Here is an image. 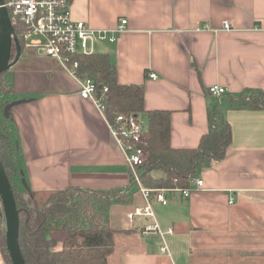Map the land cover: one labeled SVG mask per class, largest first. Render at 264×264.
<instances>
[{
    "label": "crops",
    "instance_id": "1",
    "mask_svg": "<svg viewBox=\"0 0 264 264\" xmlns=\"http://www.w3.org/2000/svg\"><path fill=\"white\" fill-rule=\"evenodd\" d=\"M69 7L74 19L95 28L126 18L125 30L113 41L97 40L92 52L108 54L118 82L142 85L145 109L170 113L172 146L196 147L215 109L229 124L230 142L221 159L186 181L201 178L203 188L187 197L166 191V204L151 200L160 227L172 229L162 251L157 233L141 231L151 218L127 222L143 198L104 106L82 98L56 59L25 47L3 76L13 83V99H22L10 107L21 186L122 192L125 199L106 213L121 230L108 264H264V106L233 99L249 91L264 98V0H70ZM36 56L34 69L27 61ZM211 84L226 89L220 107ZM135 114L146 129L147 117Z\"/></svg>",
    "mask_w": 264,
    "mask_h": 264
},
{
    "label": "trees",
    "instance_id": "2",
    "mask_svg": "<svg viewBox=\"0 0 264 264\" xmlns=\"http://www.w3.org/2000/svg\"><path fill=\"white\" fill-rule=\"evenodd\" d=\"M13 31L20 43L21 56L25 47L14 25ZM15 52L12 45L11 57ZM69 59L77 61L75 72L80 78L93 79L94 93L101 98L104 115L109 122L113 123L120 114L139 113L147 117L143 134L147 155L140 166V180L146 187L185 185L188 178L195 177L203 167L225 155L231 132L220 110L215 109L209 116V129L201 135L196 147H174L169 140L170 113L162 109H145L142 85L118 82L115 66L107 53H78ZM5 72L0 73V162L9 179L18 211V243L25 264H108L114 235L121 231L113 227L106 217L111 204L109 194L113 192L115 195V190L101 196L102 191L70 187L32 190L21 186L16 166L18 146L11 135L12 104L7 115L3 114L4 107L16 99H13V83L3 77ZM244 96L238 95L240 99L234 103L252 108L259 103L264 106L260 93L251 91L250 101H245ZM213 115L216 118L214 122ZM155 172L160 175H155ZM0 253L4 259L2 264H11L4 229H0Z\"/></svg>",
    "mask_w": 264,
    "mask_h": 264
},
{
    "label": "built area",
    "instance_id": "3",
    "mask_svg": "<svg viewBox=\"0 0 264 264\" xmlns=\"http://www.w3.org/2000/svg\"><path fill=\"white\" fill-rule=\"evenodd\" d=\"M70 0H3V5L8 11L10 22L17 28L18 35L26 48H33L37 52L56 59L61 67L78 84V93L82 98L90 99L99 110H103L101 99L95 93L94 81L90 77L80 78L76 72L77 61L70 60L73 54H88L92 52V46L97 40L106 39L113 41L124 30L127 23L126 18H120L113 28H95L87 25L84 20L74 19L69 7ZM223 27L229 29V23L223 22ZM15 34V33H14ZM16 36V35H15ZM17 37V36H16ZM18 39V38H17ZM155 78L154 72L148 73ZM106 90V88H104ZM208 92L216 98L217 106H221L226 94L224 86L211 84ZM251 91L245 94L243 99L250 101ZM234 97L233 99H237ZM258 106H261L259 103ZM216 120L212 116V121ZM109 132L115 142L122 148L125 162L128 165L132 181L137 185L143 198V202L134 206L126 213L127 222L130 225L137 224L144 217L152 221L141 225L142 232H155L162 239L160 249L167 251L164 234L170 233L171 228L162 229L156 221L151 200L167 203L165 192H178L183 197L189 196L194 189L203 188L204 182L201 178L193 179L186 185L158 188L146 187L140 180L139 167L144 163L146 150L143 145L145 123L136 114L117 115L113 123L108 122ZM232 202V198H229Z\"/></svg>",
    "mask_w": 264,
    "mask_h": 264
},
{
    "label": "water",
    "instance_id": "4",
    "mask_svg": "<svg viewBox=\"0 0 264 264\" xmlns=\"http://www.w3.org/2000/svg\"><path fill=\"white\" fill-rule=\"evenodd\" d=\"M12 45L15 46V56L11 57ZM20 44L16 38L8 11L0 0V73L8 69L18 58ZM22 100V99H21ZM21 100H12L3 109V114L7 115V110L11 104ZM24 183V182H23ZM0 201L5 219V242L11 264H25L19 248V219L13 191L9 179L0 162Z\"/></svg>",
    "mask_w": 264,
    "mask_h": 264
},
{
    "label": "rangeland",
    "instance_id": "5",
    "mask_svg": "<svg viewBox=\"0 0 264 264\" xmlns=\"http://www.w3.org/2000/svg\"><path fill=\"white\" fill-rule=\"evenodd\" d=\"M25 50H27V52L28 53H30L31 55H36L35 54V52H36V50L35 49H33V48H26ZM49 57V56H48ZM38 57L36 56L35 57V59H31V60H29V61H27V64L28 65H30L31 66V68H34V69H37L38 67H39V65H38V61H39V59H37ZM52 58V57H51ZM47 59H49V58H47ZM51 60V59H50ZM54 60V59H53ZM53 60H51V61H53ZM54 62V61H53ZM55 63V62H54ZM22 62H17V65H16V67L18 68V67H20V66H22ZM56 65H57V63H55ZM13 66L14 65H12L11 67H9V68H13ZM58 66V65H57ZM8 68V69H9ZM58 68H60L59 66H58ZM115 195H113V192H111L110 194H109V199L111 200V202H122V200H124L125 198H124V195L122 194V192H119V191H117V190H115ZM75 195H77V194H75ZM78 195H81V193H79ZM100 195L101 196H105L106 195V193L105 192H101L100 193ZM0 229H4V234H5V219H4V215H3V212H2V204H1V201H0ZM1 254V253H0ZM0 256H2V254L0 255ZM4 262V259H2V263Z\"/></svg>",
    "mask_w": 264,
    "mask_h": 264
},
{
    "label": "bare ground",
    "instance_id": "6",
    "mask_svg": "<svg viewBox=\"0 0 264 264\" xmlns=\"http://www.w3.org/2000/svg\"><path fill=\"white\" fill-rule=\"evenodd\" d=\"M20 44V43H19ZM21 50V49H20ZM20 52V51H19Z\"/></svg>",
    "mask_w": 264,
    "mask_h": 264
}]
</instances>
